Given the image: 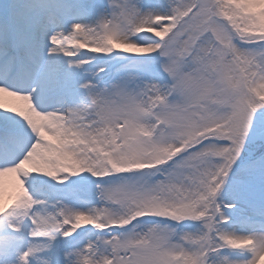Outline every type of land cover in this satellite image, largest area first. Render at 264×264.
Instances as JSON below:
<instances>
[{"label": "snow or ice", "instance_id": "1", "mask_svg": "<svg viewBox=\"0 0 264 264\" xmlns=\"http://www.w3.org/2000/svg\"><path fill=\"white\" fill-rule=\"evenodd\" d=\"M0 264H264V0H0Z\"/></svg>", "mask_w": 264, "mask_h": 264}]
</instances>
